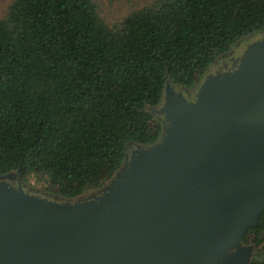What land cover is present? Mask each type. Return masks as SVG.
<instances>
[{"label":"trees","instance_id":"1","mask_svg":"<svg viewBox=\"0 0 264 264\" xmlns=\"http://www.w3.org/2000/svg\"><path fill=\"white\" fill-rule=\"evenodd\" d=\"M264 33V0H153L111 27L94 0H13L0 18V176L21 168L63 198L104 186L150 145L165 76L187 88ZM243 242L264 264V210Z\"/></svg>","mask_w":264,"mask_h":264},{"label":"water","instance_id":"2","mask_svg":"<svg viewBox=\"0 0 264 264\" xmlns=\"http://www.w3.org/2000/svg\"><path fill=\"white\" fill-rule=\"evenodd\" d=\"M193 97L167 74L163 125L87 196L0 176V264H250L264 210V34ZM127 146V148H128ZM15 180V181H16Z\"/></svg>","mask_w":264,"mask_h":264},{"label":"rangeland","instance_id":"3","mask_svg":"<svg viewBox=\"0 0 264 264\" xmlns=\"http://www.w3.org/2000/svg\"><path fill=\"white\" fill-rule=\"evenodd\" d=\"M13 0H0V18L5 17L7 14L9 5L11 4ZM94 2L97 4L99 12L101 17L111 26V27H118L123 19L129 15L133 10L140 8L141 6L148 5L153 0H94ZM264 34V33H262ZM256 34L251 35L241 41H239L236 45L232 46L230 50H236L241 49L244 50L247 42H250L251 39L255 38ZM261 35H258L256 38L260 37ZM245 41V42H244ZM214 66L211 65L209 69L213 68ZM198 87V86H197ZM197 87L195 88H185V90L190 91L193 90L194 94L197 90ZM157 116V115H156ZM159 118V116H158ZM160 119V118H159ZM130 145L128 146V149H130ZM16 172H11L5 175H8L12 177L15 175ZM3 176V175H1ZM26 185L31 187L34 191H38L39 193H43L52 197H59L61 199H65L61 197L60 195H56L55 193L51 192L50 190L46 189L44 187L42 180H37L34 175H31L27 180H24ZM108 183V182H107ZM106 183V184H107ZM97 190V189H96ZM96 190H90L84 193L83 195H80L81 197L87 196L91 193H93Z\"/></svg>","mask_w":264,"mask_h":264},{"label":"flooded vegetation","instance_id":"4","mask_svg":"<svg viewBox=\"0 0 264 264\" xmlns=\"http://www.w3.org/2000/svg\"><path fill=\"white\" fill-rule=\"evenodd\" d=\"M245 42V41H244ZM242 50L241 49H236L235 51L229 50L228 52L224 53L217 61H215L212 65L214 66L211 69H207V75L217 72L219 70H230L233 65L234 62L236 61L235 59L241 54ZM185 94L191 98L194 96V91L190 90H184ZM16 174L13 175L10 179L11 183L15 184V182H17V180L15 179ZM16 180V181H15Z\"/></svg>","mask_w":264,"mask_h":264},{"label":"bare ground","instance_id":"5","mask_svg":"<svg viewBox=\"0 0 264 264\" xmlns=\"http://www.w3.org/2000/svg\"><path fill=\"white\" fill-rule=\"evenodd\" d=\"M253 39H255V38H253ZM253 39H251V40H253ZM251 40H250V41H251ZM242 51H243V50H242ZM206 75H207V74H206Z\"/></svg>","mask_w":264,"mask_h":264}]
</instances>
